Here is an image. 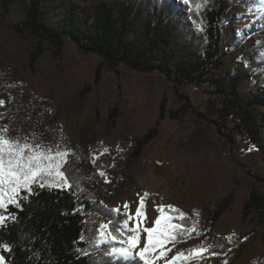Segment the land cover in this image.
I'll list each match as a JSON object with an SVG mask.
<instances>
[{
  "label": "trees",
  "instance_id": "16d2710c",
  "mask_svg": "<svg viewBox=\"0 0 264 264\" xmlns=\"http://www.w3.org/2000/svg\"><path fill=\"white\" fill-rule=\"evenodd\" d=\"M14 5L21 8L22 18L11 30L31 43L32 64L43 56L44 48L58 56L70 41L82 53L97 57L103 71L124 67L140 75L160 73L175 88L204 85L207 113L179 95V108L167 110L164 100L160 117L167 113L180 121L191 112L230 145L255 148L264 163V7L258 11L256 0H189L187 4L184 0H0V13L8 14ZM0 100L5 101L0 105V129L9 128L27 110V98L13 90L0 92ZM85 103L78 94L61 104L72 118L82 113ZM116 118L114 110L106 121L111 131ZM95 127L87 122L74 138L60 144L58 151L69 154L70 191L33 185L34 194L21 201V208L9 206L15 219L0 227V243L11 247L0 250L6 264H129L106 256L109 245L97 246L95 240L102 222L111 230L124 219L122 212L107 205L132 190L143 192L136 187L133 172L155 132L137 135L124 130L107 154L100 155L97 141L107 134ZM155 174L172 183L169 170L158 166ZM252 178L264 184V178ZM234 200L229 192L198 218L174 220L187 229L176 242L198 238L208 248L206 256L217 260L232 251L234 257L246 252L247 239L229 241L213 230ZM242 220L249 233L264 242L260 190L252 189L243 201ZM131 264L142 262L136 258Z\"/></svg>",
  "mask_w": 264,
  "mask_h": 264
},
{
  "label": "rangeland",
  "instance_id": "374dc122",
  "mask_svg": "<svg viewBox=\"0 0 264 264\" xmlns=\"http://www.w3.org/2000/svg\"><path fill=\"white\" fill-rule=\"evenodd\" d=\"M256 3L258 11L264 7V0ZM21 18L18 5L12 6L8 14L0 13V92L19 90L27 98V110L7 128L6 135L19 139L21 144L40 145L37 150L52 149L55 153L62 140L74 138L83 124L91 122L98 131L107 134L96 145L97 152L105 155L122 131L128 129L142 135L152 130L155 137L133 172L135 185L143 192L132 190L107 206L124 213L123 205L128 202L134 212L138 198L150 193L146 198L149 219L142 226L151 227L158 216L155 205H174L185 217L198 218L214 201L233 192V206L213 230L219 236L231 237L232 241L247 239L248 250L237 257L232 251L222 260L208 257L205 252L202 257H189L177 264H264L263 239L249 233L242 220V204L249 192L255 189L264 194V184L252 178L253 175L264 178L259 152L243 143L230 145L211 125L191 112L180 121L171 120L167 113L159 115L164 100L167 110L178 109L179 95L187 97L200 112L207 113L206 87L175 88L160 73L140 75L124 67L118 72L103 71L97 57L82 53L70 41L58 56L51 48H44L43 56L32 64L31 43L11 30ZM78 94L86 98V103L79 116L69 118L61 103ZM114 110L117 118L111 131L113 128H108L106 121ZM158 166L173 174L172 183L155 174ZM104 224L107 223L101 225ZM144 242L146 234H142L141 247ZM165 243L166 247H172L168 257L177 251L187 254L202 247L198 238L186 244L175 241V247L171 242ZM158 264H163V260Z\"/></svg>",
  "mask_w": 264,
  "mask_h": 264
},
{
  "label": "snow or ice",
  "instance_id": "6c2138e0",
  "mask_svg": "<svg viewBox=\"0 0 264 264\" xmlns=\"http://www.w3.org/2000/svg\"><path fill=\"white\" fill-rule=\"evenodd\" d=\"M184 2L187 4L189 0ZM4 103L5 101L0 100V105ZM7 132V128L0 129V227H3L9 218L15 219V214L9 211V206L21 208V201L27 200L28 196L34 194L33 185L66 191H70L73 187L66 172L69 163L67 152L55 151L53 154L52 149L37 150L40 149V145L21 144L19 139L8 137ZM100 175L104 173L101 172ZM22 192L26 195H21ZM149 195L150 193H144V196L138 198L134 212L131 211V205L125 202L124 219L116 223L111 230H108L109 224L101 225L95 244L109 245L104 250L106 256L123 259L129 264L136 258L142 264H158L161 260L163 264H177L178 261L189 257H202L208 248H195L187 254L177 251L168 257L172 247H166L165 242H171L175 247V241L183 237L187 231L182 223H173V221H183L186 217L174 205H155L158 216L152 221L153 226H142L149 219L146 203ZM114 211L120 213L119 208ZM170 213L179 215L176 217ZM191 232H195V226L192 227ZM142 234H146V242L141 247ZM227 239L230 241L231 237ZM81 240H84L83 235ZM0 250L11 251V247L0 243ZM0 264H6L3 255H0Z\"/></svg>",
  "mask_w": 264,
  "mask_h": 264
}]
</instances>
